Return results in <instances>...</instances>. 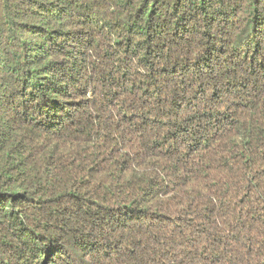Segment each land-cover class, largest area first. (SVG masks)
Segmentation results:
<instances>
[{"label":"trees","instance_id":"trees-1","mask_svg":"<svg viewBox=\"0 0 264 264\" xmlns=\"http://www.w3.org/2000/svg\"><path fill=\"white\" fill-rule=\"evenodd\" d=\"M0 264H264V0H0Z\"/></svg>","mask_w":264,"mask_h":264}]
</instances>
